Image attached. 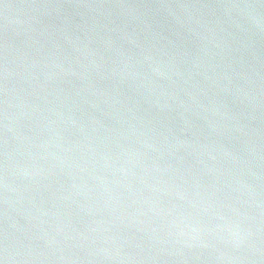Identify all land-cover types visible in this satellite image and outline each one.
I'll return each instance as SVG.
<instances>
[{"label": "water", "instance_id": "1", "mask_svg": "<svg viewBox=\"0 0 264 264\" xmlns=\"http://www.w3.org/2000/svg\"><path fill=\"white\" fill-rule=\"evenodd\" d=\"M0 264H264V0H0Z\"/></svg>", "mask_w": 264, "mask_h": 264}]
</instances>
